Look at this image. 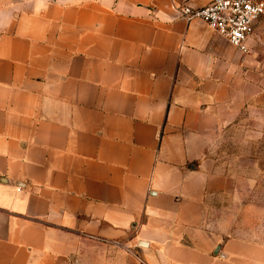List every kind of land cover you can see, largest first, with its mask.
<instances>
[{"label":"crops","instance_id":"0c3cea01","mask_svg":"<svg viewBox=\"0 0 264 264\" xmlns=\"http://www.w3.org/2000/svg\"><path fill=\"white\" fill-rule=\"evenodd\" d=\"M182 3L0 0V264H264L207 207L264 19L243 54Z\"/></svg>","mask_w":264,"mask_h":264},{"label":"rangeland","instance_id":"374dc122","mask_svg":"<svg viewBox=\"0 0 264 264\" xmlns=\"http://www.w3.org/2000/svg\"><path fill=\"white\" fill-rule=\"evenodd\" d=\"M259 34L255 57L260 93L250 102L244 129L232 130L217 149L218 158L229 159L233 166L234 198L227 201L225 195H212L207 207L213 222L233 227L230 236L264 244V20Z\"/></svg>","mask_w":264,"mask_h":264},{"label":"built area","instance_id":"2783aa9c","mask_svg":"<svg viewBox=\"0 0 264 264\" xmlns=\"http://www.w3.org/2000/svg\"><path fill=\"white\" fill-rule=\"evenodd\" d=\"M192 1L183 0L179 9L186 21H202L238 51L250 53L256 25L264 19V0H213L203 7H193Z\"/></svg>","mask_w":264,"mask_h":264}]
</instances>
